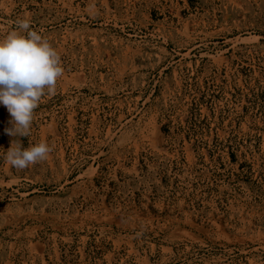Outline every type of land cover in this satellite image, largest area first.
Returning <instances> with one entry per match:
<instances>
[{
    "label": "rangeland",
    "instance_id": "374dc122",
    "mask_svg": "<svg viewBox=\"0 0 264 264\" xmlns=\"http://www.w3.org/2000/svg\"><path fill=\"white\" fill-rule=\"evenodd\" d=\"M27 12L99 37L29 137L0 104V264H264V0H0V39Z\"/></svg>",
    "mask_w": 264,
    "mask_h": 264
},
{
    "label": "clouds",
    "instance_id": "9594fccd",
    "mask_svg": "<svg viewBox=\"0 0 264 264\" xmlns=\"http://www.w3.org/2000/svg\"><path fill=\"white\" fill-rule=\"evenodd\" d=\"M16 29L0 39V104L12 117L10 136H30L34 111L41 98L54 93L63 75L61 57L47 39L31 29L30 18L18 20ZM52 148L46 142L23 149L13 140L5 161L23 170L47 159Z\"/></svg>",
    "mask_w": 264,
    "mask_h": 264
},
{
    "label": "bare ground",
    "instance_id": "6f19581e",
    "mask_svg": "<svg viewBox=\"0 0 264 264\" xmlns=\"http://www.w3.org/2000/svg\"><path fill=\"white\" fill-rule=\"evenodd\" d=\"M7 14L11 17V8L7 9ZM25 18H30L31 29L36 30L44 39H47L53 47H70L89 41L96 44L98 41L99 35L90 30H80L79 20L72 19L65 14L48 16L45 13L27 12L12 19L15 21L13 23L16 24L18 20Z\"/></svg>",
    "mask_w": 264,
    "mask_h": 264
}]
</instances>
